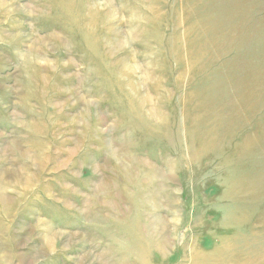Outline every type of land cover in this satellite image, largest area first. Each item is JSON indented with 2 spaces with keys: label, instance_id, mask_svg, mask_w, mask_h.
I'll use <instances>...</instances> for the list:
<instances>
[{
  "label": "rangeland",
  "instance_id": "1",
  "mask_svg": "<svg viewBox=\"0 0 264 264\" xmlns=\"http://www.w3.org/2000/svg\"><path fill=\"white\" fill-rule=\"evenodd\" d=\"M263 254L264 0H0V264Z\"/></svg>",
  "mask_w": 264,
  "mask_h": 264
},
{
  "label": "bare ground",
  "instance_id": "2",
  "mask_svg": "<svg viewBox=\"0 0 264 264\" xmlns=\"http://www.w3.org/2000/svg\"><path fill=\"white\" fill-rule=\"evenodd\" d=\"M206 114H207V113H206ZM139 116H140V115H139ZM137 117H138V116H137ZM141 117H142V116H141ZM138 118H140V117H138ZM196 118H197V117H196ZM142 119H143V121H145V120H144V117H143ZM140 120H141V118H140ZM199 120H202V118L199 119ZM143 121H142V123H143ZM139 122H140V121H139ZM137 123H138V122H137ZM145 123H146V122H145ZM148 123H149V122H148ZM200 123H202V122H200ZM206 125H207V124H206ZM200 126H201V125H200ZM200 126H199V127H200ZM202 126H203V124H202ZM201 129L204 130L205 128H201ZM203 133H204V132H203ZM203 133H201V134H202V135H201L202 137H203V135H204ZM207 137H208V136H207ZM200 138H201V137H200ZM208 138H209V137H208ZM191 139H192V138H191ZM191 139H190V140H191ZM206 139H207V138H206ZM211 140H213V139H211ZM214 140H216V139H214ZM209 141H210V140H209ZM191 142H192V141H191ZM203 143H204V142H203ZM203 143H202V144H203ZM207 143H208V141H207ZM200 144H201V143H200ZM210 144H211V143H210ZM191 145H192V144H191ZM206 145H207V144H206ZM202 146H203V145H202ZM208 146H210V145H208ZM189 147H190V146H189ZM202 148H203V147H202ZM193 149H194V148H193ZM190 150H191V148H190ZM191 152H192V150H191ZM191 152H190V153H191ZM194 152H195V151H194ZM192 153H193V152H192ZM189 155H191V154H189ZM247 188H248V187H247ZM161 190H162V189H161ZM247 190H248V189H247ZM146 194H147V193H146ZM144 195H145V194H144ZM142 209H143V208H142ZM139 218H140V220H141L140 215H139ZM139 218H138V219H139ZM34 223H35V222H34ZM125 223H126V222H125ZM118 224H119V223H118ZM123 230H124V229H123ZM140 230H141V229H140ZM142 232H143V231H142ZM132 234H133V233H132ZM119 236H120V235H119ZM137 238H140V237H137ZM143 239H144V238H143ZM167 239H168V238H167ZM137 240H138V239H137ZM139 242H141V240H140ZM147 245H148V243H147ZM142 246H143V245H142ZM144 246H145V244H144ZM149 246H150V245H149ZM149 246H148V247H149ZM139 247H140V246H139ZM143 248H145V247H143ZM143 248H142V249H143ZM139 249H140V248H139ZM164 249H165V248H164ZM160 250H161V249H160ZM160 250H159V251H160ZM162 250H163V249H162ZM217 251H218V250H217ZM160 252H161V251H160ZM164 253H165V252H163L162 254L164 255ZM195 253H196V252H195ZM149 254H150V252H149ZM150 255H151V254H150ZM150 255H149V256H150ZM263 255H264V254H263ZM263 255H262V257H264ZM150 257H151V256H150ZM247 257H249V256H247ZM164 258H165V257H164ZM247 259H248V258H247ZM157 261H159V260H157ZM113 262H114V261H113ZM251 262H252V261H251ZM199 263H200V262H199ZM252 263H253V262H252ZM97 264H98V263H97ZM161 264H162V263H161ZM249 264H250V263H249ZM254 264H255V263H254Z\"/></svg>",
  "mask_w": 264,
  "mask_h": 264
}]
</instances>
